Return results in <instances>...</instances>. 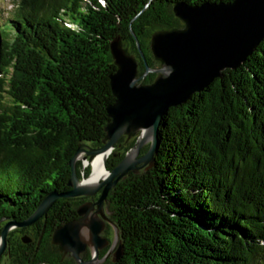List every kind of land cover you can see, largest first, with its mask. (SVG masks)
I'll list each match as a JSON object with an SVG mask.
<instances>
[{"label": "trees", "instance_id": "obj_1", "mask_svg": "<svg viewBox=\"0 0 264 264\" xmlns=\"http://www.w3.org/2000/svg\"><path fill=\"white\" fill-rule=\"evenodd\" d=\"M18 1L8 22L0 5V221L23 222L50 193L71 190L81 146H104L116 101L115 37L139 59L142 78L161 68L152 35L184 27L177 3L234 0ZM137 140L119 141L110 172ZM159 140L155 167L130 173L108 197L124 257L106 264H264V42L239 69L172 108ZM77 172L82 180L91 171L78 163ZM86 200L61 199L35 225L11 232L10 263L77 264L52 237Z\"/></svg>", "mask_w": 264, "mask_h": 264}, {"label": "water", "instance_id": "obj_2", "mask_svg": "<svg viewBox=\"0 0 264 264\" xmlns=\"http://www.w3.org/2000/svg\"><path fill=\"white\" fill-rule=\"evenodd\" d=\"M148 8V7H147ZM174 15L184 27L156 31L150 41L151 52L161 69L151 70L140 77V63L130 48L125 46L121 35L115 37L110 49L117 71L110 76L115 103L108 106L110 122L106 127L104 146L98 149L81 146L71 161L72 178L69 192L50 193L34 214L23 222L6 220L0 225V259L9 250V236L16 229H25L44 219L61 199L94 198L77 209L78 219L57 228L52 244L66 257L77 264H94V259L85 261L83 255L89 247L97 254L108 247L110 241L103 236L109 221L106 203L113 189L130 173L155 167L159 149V133L164 118L172 108L186 105L194 95L205 92L213 82L222 79L228 70L239 69L264 42V0H234L231 3H204L194 6L177 3ZM137 41L142 59L146 57ZM160 74L152 84L141 80L150 73ZM151 130L153 142L144 156L136 159L147 138H139L132 153L112 171L110 177L96 188L81 186L77 172L78 157L92 160L100 154L114 150L123 137L129 140L140 132ZM142 137V136H141ZM133 158V159H132ZM24 244L33 243L30 235H24ZM124 257V245L114 254V263Z\"/></svg>", "mask_w": 264, "mask_h": 264}, {"label": "rangeland", "instance_id": "obj_3", "mask_svg": "<svg viewBox=\"0 0 264 264\" xmlns=\"http://www.w3.org/2000/svg\"><path fill=\"white\" fill-rule=\"evenodd\" d=\"M0 5L2 7L3 10V18L7 21L11 18L12 15H14L15 11L18 9L19 7V1L18 0H0ZM8 22V21H7ZM161 69V68H160ZM159 70V69H158ZM157 73V72H156ZM158 74V73H157ZM160 74H158L159 76ZM143 132H140L138 137H135L131 140L134 139H138L137 142L139 141V138H141ZM153 140H149L148 143L145 144V146L142 148L141 150V154L136 158L139 159L140 157L144 156L142 155V152L146 149V148H150L152 145ZM134 149H132L129 154L133 151ZM114 151V150H113ZM79 163H83V161L79 160ZM83 168L85 170H90L92 172V168L89 166H86L83 163ZM90 172V174H91ZM89 177V176H88ZM88 177H84V179L88 178ZM82 179V180H84ZM99 196V195H98ZM100 197V196H99ZM98 197V198H99ZM78 199V198H77ZM89 201H83L82 204H85ZM106 211H107V215L109 218V221L107 222V228L105 230V232L103 233V236L105 238H107L110 241V244L108 245L107 248H105L103 251L100 252V255L97 257V254L95 252V250L93 248L88 249V251L85 254H88V257H90V259L86 260H92L94 259V264H106L107 262H114V254L116 253V251L118 250L119 246H120V235H119V231L116 228V226L114 224H112L110 216L112 215L111 212L109 211L108 207H107V203H106ZM41 221V220H40ZM3 224L0 225V229L3 228ZM1 231V230H0ZM15 231V230H14ZM23 238V237H22ZM68 258L70 256H67ZM2 263L1 264H11L9 261V255L8 252L5 256L2 257ZM1 258V259H2ZM72 258V257H70Z\"/></svg>", "mask_w": 264, "mask_h": 264}, {"label": "bare ground", "instance_id": "obj_4", "mask_svg": "<svg viewBox=\"0 0 264 264\" xmlns=\"http://www.w3.org/2000/svg\"><path fill=\"white\" fill-rule=\"evenodd\" d=\"M141 138H147L148 141L153 140L151 130H144ZM112 154L113 150L100 154L92 160H85L84 154L78 157V161L81 160L86 166L92 168L90 176L83 180L81 186L96 188L103 181L107 180L110 177V171L107 169V163L110 160Z\"/></svg>", "mask_w": 264, "mask_h": 264}, {"label": "flooded vegetation", "instance_id": "obj_5", "mask_svg": "<svg viewBox=\"0 0 264 264\" xmlns=\"http://www.w3.org/2000/svg\"><path fill=\"white\" fill-rule=\"evenodd\" d=\"M99 196H100V194H99ZM99 196L94 197V198H87L86 201H89V202H96V201L98 200V197H99Z\"/></svg>", "mask_w": 264, "mask_h": 264}]
</instances>
